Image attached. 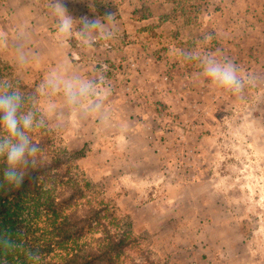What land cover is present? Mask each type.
I'll return each instance as SVG.
<instances>
[{"label":"rangeland","instance_id":"rangeland-1","mask_svg":"<svg viewBox=\"0 0 264 264\" xmlns=\"http://www.w3.org/2000/svg\"><path fill=\"white\" fill-rule=\"evenodd\" d=\"M49 5L0 0V80L30 93L67 64L103 74L111 94L87 119L59 97L37 99L48 127L33 138L44 161L62 162L19 207L23 246H45L41 261H58L102 239L95 225L54 245L41 207L55 201L61 216L91 206L113 214L109 231L132 240L115 264H264V0H64L74 19L116 13L114 38L91 49L76 32L57 41ZM181 50L233 62L243 91L201 83L199 63Z\"/></svg>","mask_w":264,"mask_h":264},{"label":"clouds","instance_id":"clouds-1","mask_svg":"<svg viewBox=\"0 0 264 264\" xmlns=\"http://www.w3.org/2000/svg\"><path fill=\"white\" fill-rule=\"evenodd\" d=\"M88 6H91V0H88ZM49 7L58 18V42L68 40L76 32L81 46L91 49L98 40L108 41L115 36V12L74 19L68 13L64 0H50ZM178 56L185 63L198 62L201 83L207 82L213 90L233 95L243 91L240 69L233 62L196 50H181ZM104 81L103 74L90 79L73 72L67 64L49 72L30 93H25L7 80H0V162L3 164L0 187L21 186L29 171L38 165L42 149L33 134L47 129L48 118L46 112L35 108L37 99L59 97L69 114L83 119L99 116L111 94ZM18 254L24 256V264H39L38 252L30 249L22 251L13 232L7 227L0 228V264H10L9 258Z\"/></svg>","mask_w":264,"mask_h":264},{"label":"trees","instance_id":"trees-1","mask_svg":"<svg viewBox=\"0 0 264 264\" xmlns=\"http://www.w3.org/2000/svg\"><path fill=\"white\" fill-rule=\"evenodd\" d=\"M58 155L56 154L46 161L40 156L37 167L29 171L21 186L0 187V228L7 227L13 232L18 244L22 246V251L26 249L23 246L26 243L25 241L21 242L20 237L17 238L16 231L19 224L16 219L20 210L19 207L27 197H35L37 195L39 188L38 181L44 174L59 169L62 161ZM76 157L81 158L82 154ZM2 167L3 164L0 162V169ZM57 205L55 201H51L48 204H43V207H41L44 212L49 214L48 222L56 238V241L53 242L54 245L73 243L83 236L86 229L95 225L102 227L100 231L102 239L94 246L89 245L81 250L76 248L70 252L67 251L66 255L58 261H41L42 255L46 252L45 246H28V249L39 253V264H115V258L131 245L132 240L119 229L115 232L109 231L107 224L115 221V218H113V214H109L106 211L104 206H91L87 212L69 217L61 216L62 214L56 209ZM34 213L35 216H38L36 211ZM9 260L10 264H24V256L20 254L10 257Z\"/></svg>","mask_w":264,"mask_h":264}]
</instances>
